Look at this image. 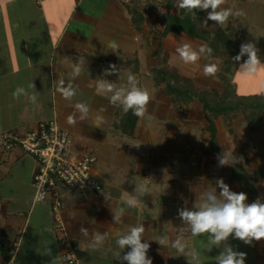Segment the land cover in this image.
I'll list each match as a JSON object with an SVG mask.
<instances>
[{
  "label": "crops",
  "instance_id": "1",
  "mask_svg": "<svg viewBox=\"0 0 264 264\" xmlns=\"http://www.w3.org/2000/svg\"><path fill=\"white\" fill-rule=\"evenodd\" d=\"M79 1H73L74 15L71 16L70 9H64L63 0H43L41 3L0 0V133L30 128L41 119L56 116L71 131V154L92 152L97 156L94 171L101 180L102 192L93 194L60 186L63 226L58 228L50 200L39 202L34 199L36 159L20 148L6 150L0 145V264H68L61 257L59 240L63 235L75 246L77 261L74 264H128L118 260L117 254L120 252L123 256L130 247L119 250L116 239L128 226L138 224H144L142 242L150 243L147 255L153 264H190L193 249L199 251L204 264H217L214 257L222 247L213 246L210 252L198 248L195 245L198 237L188 234L178 218V210L190 206L189 192L198 186L192 184L193 177L180 166L181 163L175 162L174 157L153 155L141 145L152 140L159 148L171 151L177 139V127L185 120L191 123L186 117L190 109L155 94L152 111L149 112L150 101L145 115L138 118L131 110L125 113L121 106L110 104L111 93L97 94L96 91L101 78L116 83L117 88L127 86V74L131 72L137 78L138 86L150 94V78L142 60L149 54L148 36L142 32L148 25L145 22L148 20L145 12L149 7L148 0H89L82 16L72 24L81 7ZM222 7L234 12L243 10L246 16L242 21L230 16L223 27L210 23L209 28L214 26L211 32L216 34L221 30L228 45L239 51L242 43L252 42L264 65V0H226ZM122 15L125 16L124 23ZM135 15L141 17L140 22L135 20ZM175 19L177 32H182L189 24V30L194 26L192 18L191 22L183 15V9H177ZM208 26L204 23L199 29L207 27L208 31ZM124 30L133 32L125 33ZM193 32L197 33L196 29ZM112 41L119 45L116 52L107 47ZM81 56L82 72L87 73H81L79 80L78 76L73 79L72 66ZM101 58H112L117 62L120 58L124 62L129 59L137 65L128 67L121 61L111 63ZM87 63L96 64V69L91 71ZM234 64L232 72L236 73L237 68L240 72L243 63ZM110 65H116L118 71L105 76L104 70ZM258 79L261 81L263 76ZM91 80H94L92 84ZM61 81L76 87L71 100H66L57 91ZM18 86L24 87L29 95L35 93L37 103H31L25 95L14 98L13 92ZM241 87L240 83L238 89ZM160 89L164 94V87ZM257 92L262 91L258 88L251 93ZM161 100L163 103H159ZM78 103L90 108L89 116L84 120L75 108ZM98 114L104 117L102 123L96 119ZM70 115L77 119L74 126L68 123ZM176 116L180 121L172 118ZM150 126L158 129L159 136L150 134ZM229 171L232 176V168ZM137 184L144 186L143 192L136 190ZM227 184L232 191L237 190L230 182ZM238 189L244 192L240 184ZM194 190L200 191L199 188ZM106 192L110 200L105 199ZM129 198L137 201L136 207H128L126 201ZM259 198L264 201V193ZM113 209L123 210V224L114 223ZM81 227L88 229V237L81 235ZM183 230L187 233L182 239L188 256L177 252L171 244ZM94 232L108 233L105 242L97 247L91 246ZM157 240H165L167 247ZM227 243L234 250L247 254L245 264H264V239L246 246L230 236Z\"/></svg>",
  "mask_w": 264,
  "mask_h": 264
},
{
  "label": "rangeland",
  "instance_id": "2",
  "mask_svg": "<svg viewBox=\"0 0 264 264\" xmlns=\"http://www.w3.org/2000/svg\"><path fill=\"white\" fill-rule=\"evenodd\" d=\"M73 1L75 0H63L64 9H70L72 16V10L74 9ZM81 6L78 13H75V19L72 24H75L77 18L82 16V10L88 6L89 0L79 1ZM178 1L174 0H148L147 4L149 5L148 9L145 10L148 15H146L145 22L148 24L146 29H143V34L148 36L149 40V54L144 59V69L148 73L149 79V88H151V104L149 112L152 111L151 105L153 104V99L157 94L160 98L166 97L168 101L182 103L184 102L183 97H177V92L168 94V84L164 81H156V76L158 79L166 74L167 76H174L175 74H181L191 78L195 83H203L208 88H216L219 91H222L225 87L226 78L229 80H234L238 86L240 83L242 85L241 90L237 87V93L248 95L251 92H255L260 89L259 92L264 95V65L261 64L258 68V71L255 74H250L244 71L236 69L237 72L233 73L232 69L234 68L236 60L233 58L240 52L238 48L228 45V43L220 42L219 39H224L221 35H217L211 30L214 29V26H209L213 21L208 20L207 26L208 31L203 34H200L198 28L204 27V22L206 19L205 11L204 20L202 23L198 22L197 14L195 12H188L186 9H183V15H187V19L192 22L193 28L189 30L190 24L188 27L179 32L175 30V21L174 18L177 15ZM162 10V11H161ZM182 14V13H181ZM74 15V14H73ZM125 22V16L122 15ZM192 18V20H191ZM120 19V18H119ZM141 17L135 15V20L140 22ZM121 20V19H120ZM104 22V21H103ZM121 22V21H120ZM144 22V23H145ZM145 23V24H146ZM212 28V29H211ZM197 31V33L193 31ZM211 29V30H210ZM102 30H104L102 28ZM175 30V31H174ZM98 33V29L96 28ZM139 31V32H141ZM125 33L133 32L130 30H124ZM191 32H193L191 34ZM136 32H134L135 34ZM227 34V32H226ZM190 44L193 50L198 51L201 45H206L212 49L211 56L202 57L195 64H185L180 60L178 54L175 52L176 47L183 44ZM92 47V46H90ZM93 48V47H92ZM108 55V54H106ZM118 59V58H117ZM128 59V58H127ZM134 61L136 58H132ZM263 59V58H261ZM102 61L110 60L112 62L119 63L121 61L123 65L134 66L137 63H131L128 59L127 62H124L123 59H112V58H101ZM247 60V58H246ZM214 62L218 65V71L215 76H205L203 72V67L206 63ZM242 61L241 63H244ZM96 65V64H94ZM93 63H87V67H91L92 70H95ZM83 73V72H81ZM87 73L84 71L83 74ZM96 74V73H95ZM94 74V75H95ZM93 75V72L91 76ZM82 75H79L77 80L81 79ZM259 81L258 78H262ZM258 77V78H257ZM90 79H93L90 78ZM228 80V81H229ZM94 80H91V84ZM89 83V82H88ZM160 87H164V94L160 93ZM159 91V92H158ZM154 97V98H152ZM159 103H163L162 100ZM170 103V102H169ZM185 108L190 109V112L186 115L189 120H185L183 124H180L177 127L178 134L177 139L172 144L171 151H165L166 149L159 148V145L156 146L151 140L149 142H143L141 145L144 150H148L153 155L163 154V156L174 157L175 162L181 163L180 166L184 168L190 175L193 177V185H198L193 187L194 189L199 188L200 191L192 189L189 192L191 197L188 199L190 202L189 208H192L193 205L199 202L201 198V193L206 191L209 188H214V183L217 179H223L227 184H233L236 186L235 192L239 193V184L235 180L231 179L229 169L234 166L241 168L247 178H251L253 185L256 188V195L260 197V194L264 193V114L262 118L253 122H249L243 113H239L234 119H232V124L228 125L226 117L224 115H216L213 118L214 126L216 130L217 144L213 146L210 143V123L206 120L205 111L202 108L201 103L197 99H193ZM190 105V106H188ZM188 107V108H187ZM174 109V108H173ZM176 110V109H174ZM135 118V117H134ZM176 118L177 121H180L179 118ZM171 121V117L169 118ZM172 122V121H171ZM158 128V127H157ZM150 134L158 135V129L154 126H150ZM131 146V145H130ZM132 147V146H131ZM161 147V146H160ZM218 149V151H217ZM228 154L230 162L232 164L226 166H218L217 157L220 154ZM73 155H75L72 152ZM180 156V157H179ZM96 166V165H95ZM212 167L214 170L212 171ZM211 170V171H210ZM197 171V175H196ZM211 172V173H209ZM235 177V176H234ZM213 178V179H211ZM233 178V177H232ZM200 183V184H199ZM60 183L57 185V190L60 193ZM78 189H81L78 187ZM242 189V188H241ZM243 190V189H242ZM61 197V196H60ZM247 202L251 203L253 201L247 196ZM40 202V201H39ZM187 207V206H184ZM185 231V230H183ZM187 233L183 235L186 236ZM196 244L198 248H203L206 244L208 236L207 234L197 236ZM246 246H249L248 244ZM211 256L208 257V259ZM215 258V257H214Z\"/></svg>",
  "mask_w": 264,
  "mask_h": 264
},
{
  "label": "clouds",
  "instance_id": "3",
  "mask_svg": "<svg viewBox=\"0 0 264 264\" xmlns=\"http://www.w3.org/2000/svg\"><path fill=\"white\" fill-rule=\"evenodd\" d=\"M226 0H179L175 6L178 9H186L188 12H195L196 10L207 11V18L205 19V26L207 21L211 20L216 25L223 27L229 20V17L240 18L241 21L246 16L243 10L232 11L230 8L222 7ZM162 11V10H161ZM111 51H117L119 45L112 41L107 46ZM175 52L185 64H195L202 57H208L212 54V49L206 45H201L199 50H193L190 44H183L176 47ZM258 49L252 42L242 43L240 52L233 58L236 61L247 55V60L241 65L240 69L244 72L255 74L262 64L258 57ZM83 56L78 59V62L72 66L71 74L73 79L79 76L82 72ZM118 69L116 65H110L104 70V75L116 72ZM218 71V65L214 62L206 63L203 67L205 76H215ZM127 86L116 87V83L109 82L101 78L99 86L96 88L97 94L111 93L109 103L113 106H121L123 111L127 113L132 111L133 115L142 118L148 110V104L151 101L149 92L138 86L137 78L129 72L127 74ZM76 87L72 83L61 81L57 91L66 99L71 100L76 94ZM21 95L28 97L33 104L37 103V95L35 93L29 95L27 90L18 86L13 92V97L19 99ZM81 115L80 119L84 120L89 116L90 108L84 103L75 105ZM101 112L104 109L100 110ZM96 119L101 123L104 117L97 115ZM70 125H76L77 119L74 115L68 117ZM99 126V125H97ZM139 146V144H133ZM218 166H226L232 164L228 154H220L217 157ZM86 178V177H84ZM83 179V178H82ZM82 179H79L82 181ZM75 180V179H74ZM144 191V186L137 184L136 190ZM105 199L110 200V195L104 193ZM247 194L244 192L232 191L224 180L217 179L214 188H209L201 195L199 202L193 205L192 208L182 207L178 210V218L181 224L185 226L186 232L192 236H201L207 234L208 239L203 246V251H211L213 246L222 247V251L214 258L217 264H245L247 254L243 251L234 250L233 247L227 243L229 237L239 239L245 244L252 245L253 241H260L264 239V201L257 198L251 203L247 202ZM137 201L129 198L126 204L129 208L136 207ZM123 210L117 211L113 209V220L115 224H123ZM144 224L128 226L126 231L116 239V245L119 250L130 247L123 256L120 252L117 254L118 260L127 261L128 264H153L152 259L147 255L150 248L148 241L142 242L144 236ZM80 233L84 237L89 236V231L81 227ZM185 231L177 234V237L171 242L172 247L180 254L189 253L185 251L186 243L182 239ZM108 238V233L103 234L94 232L91 236V246L97 247L105 242ZM161 246L167 247L165 240H157ZM192 260L190 264H204L198 250L191 251Z\"/></svg>",
  "mask_w": 264,
  "mask_h": 264
},
{
  "label": "built area",
  "instance_id": "4",
  "mask_svg": "<svg viewBox=\"0 0 264 264\" xmlns=\"http://www.w3.org/2000/svg\"><path fill=\"white\" fill-rule=\"evenodd\" d=\"M35 2L41 3L43 0ZM71 137L70 129L64 127L56 116L41 119L30 128L8 129L0 133L3 149L20 148L36 159L34 199L40 202L50 200L53 219L58 228L63 226V201L57 190L59 183L70 189L79 187L93 194L102 192L101 180L94 171L97 156L92 152L71 154ZM59 245L63 261L74 264L77 254L72 240L63 235Z\"/></svg>",
  "mask_w": 264,
  "mask_h": 264
},
{
  "label": "trees",
  "instance_id": "5",
  "mask_svg": "<svg viewBox=\"0 0 264 264\" xmlns=\"http://www.w3.org/2000/svg\"><path fill=\"white\" fill-rule=\"evenodd\" d=\"M198 22L202 23L204 20L203 10H196ZM199 30L200 34L205 33L204 30ZM225 35V33L218 30L217 35ZM224 39H219L220 42L228 43ZM247 55L243 56L241 60L237 61L239 65L242 61H246ZM111 62L110 60H105ZM156 81H164L168 84L167 92L168 94L176 93L177 97H183V104H189L193 99H197L203 110L205 111L206 120L210 123L211 130L209 133L210 143L213 146L217 144L216 130L214 126L213 118L216 115H224L228 125L232 124V119H234L239 113H243L245 118L249 122H253L262 118L264 114V95L257 93L239 94L237 93V85L234 80H229L226 78L225 87L222 91L216 88H208L203 83L194 82L191 78L183 76L181 74H175L170 77L163 74ZM229 80V81H228ZM218 151V149H217ZM232 176L239 182L244 193L250 198L251 201L259 198L256 195V188L253 185L252 179L245 177V172L238 166L232 168Z\"/></svg>",
  "mask_w": 264,
  "mask_h": 264
}]
</instances>
